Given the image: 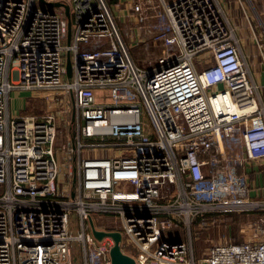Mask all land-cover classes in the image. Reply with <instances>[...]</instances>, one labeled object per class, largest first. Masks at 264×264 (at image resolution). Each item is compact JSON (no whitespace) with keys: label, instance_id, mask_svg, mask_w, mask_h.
I'll return each instance as SVG.
<instances>
[{"label":"built area","instance_id":"obj_1","mask_svg":"<svg viewBox=\"0 0 264 264\" xmlns=\"http://www.w3.org/2000/svg\"><path fill=\"white\" fill-rule=\"evenodd\" d=\"M130 9L132 39L160 47L147 68L108 0H0V264H112L113 239L96 238L94 213L119 215L124 231H111L136 264H264V198L240 173L264 160L262 86L225 0ZM12 91H50L64 104L13 117ZM60 125L69 134L57 147ZM230 214L260 239L215 241L196 255L195 221ZM174 226L184 240L165 238Z\"/></svg>","mask_w":264,"mask_h":264},{"label":"rangeland","instance_id":"obj_2","mask_svg":"<svg viewBox=\"0 0 264 264\" xmlns=\"http://www.w3.org/2000/svg\"><path fill=\"white\" fill-rule=\"evenodd\" d=\"M169 1V0H168ZM226 1V0H225ZM239 2L234 6L230 4L228 7V14L233 27L238 34H245L246 31H251V27L257 32V36L260 39H264V22H262L261 16L257 13L255 5L251 0H238ZM130 2L131 0H108L109 6L113 11L117 26H119L122 36L127 43L132 59L139 67L147 68L148 57L157 55L160 47H154L151 43L142 44L136 39L133 40L131 37V29L136 28V17L130 13ZM227 2V1H226ZM228 4V2H227ZM245 11L248 18H246ZM252 24V26H251ZM262 37V38H261ZM262 39V40H263ZM195 62L198 71L205 68L203 62V54L196 55ZM66 61V58H65ZM251 72L254 73L253 67ZM257 73L260 71L257 70ZM264 85V79H262ZM261 84V86H262ZM221 89V87H219ZM216 91V89L210 88L208 92ZM42 95H45L43 97ZM42 97V99L39 98ZM10 112L13 117H21L25 115H40L43 108L51 107L55 112L62 109V96H55L53 99V93L50 91H42L38 93L26 92V91H12L10 94ZM110 99L109 92L106 93L105 101ZM100 101V100H99ZM62 103V104H61ZM48 105V106H47ZM25 106V108L23 107ZM71 107L67 109L66 116H70ZM68 121V120H67ZM62 134L57 141V147H60L62 141H67L65 134L68 132L63 125H60ZM69 129V128H68ZM69 134V132H68ZM99 156V154H97ZM4 190V186L0 185V193ZM94 224L97 228L105 230H119L123 232L122 220L119 215L115 213L110 214H96L93 215ZM226 218L218 217L213 223L209 221L204 222L200 226L198 223L201 219L195 221L194 229V247L196 255L200 256L212 246L213 242L219 243L226 242H242L249 238L260 239V234L250 229H245L242 223L245 222L246 218L239 214H234L233 218L226 222ZM166 239L170 241H179L185 239V231L179 227H172L166 231ZM76 247V244H74ZM75 255L81 256V248L75 249Z\"/></svg>","mask_w":264,"mask_h":264},{"label":"crops","instance_id":"obj_3","mask_svg":"<svg viewBox=\"0 0 264 264\" xmlns=\"http://www.w3.org/2000/svg\"><path fill=\"white\" fill-rule=\"evenodd\" d=\"M238 2L239 1L237 0L235 4L231 6H234L236 8ZM258 2L260 3L262 8L261 14L260 13L258 14L261 16L262 22H264V0H255V4H257ZM225 4L226 6L229 5L227 4L226 1ZM245 15L246 18H248L246 11H245ZM236 34L237 37L242 41V50L244 56L247 59L250 73L252 74L255 82L261 86L262 84L261 81L262 79H264V55H261V52L258 50L257 45L255 44V39L253 38L254 34H257V32L254 30L253 27H251V31H246L245 34H238L237 32ZM263 43H264V39H263ZM250 67H253L254 73L251 72ZM257 70L260 71V73H257ZM39 98L42 99L41 96H39ZM261 99H262V104L264 106L263 84H262ZM23 107L25 108V106ZM240 171H241L240 173H244L246 176H248L249 193L251 194V196L257 199H263L264 198V160L248 161Z\"/></svg>","mask_w":264,"mask_h":264},{"label":"water","instance_id":"obj_4","mask_svg":"<svg viewBox=\"0 0 264 264\" xmlns=\"http://www.w3.org/2000/svg\"><path fill=\"white\" fill-rule=\"evenodd\" d=\"M51 7L62 6L63 4L60 2L49 3ZM65 10H67V16L69 17V10L66 5H64ZM66 71H67V78L70 79L72 74V61H70V54L67 53L66 55ZM92 231L94 232L96 238L99 241H102L104 237H110L113 239V244L111 245L110 249V257L112 264H136L134 259L128 254H125L122 250L120 245L122 235L119 231H111L106 232L102 230L96 229L92 225Z\"/></svg>","mask_w":264,"mask_h":264},{"label":"trees","instance_id":"obj_5","mask_svg":"<svg viewBox=\"0 0 264 264\" xmlns=\"http://www.w3.org/2000/svg\"><path fill=\"white\" fill-rule=\"evenodd\" d=\"M226 1L228 2V4L233 5V4H235V2H236L237 0H226ZM251 1H252L253 4L255 5L256 10H257V13H260V14H261L262 8H261L260 3L258 2L257 4H255V0H251ZM233 216H234V214H230L229 216L224 217V218H226L225 220H226V222H227V221H229L230 219H232ZM217 218H218V216L215 215V216H213V218H207L206 220L209 221V222L211 223L213 220H217ZM211 219H212V220H211ZM193 226H196L195 223H194Z\"/></svg>","mask_w":264,"mask_h":264}]
</instances>
